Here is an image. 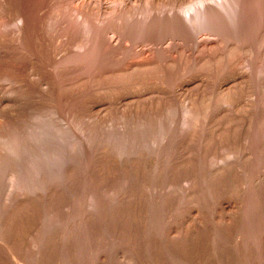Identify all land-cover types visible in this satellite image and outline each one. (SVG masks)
Segmentation results:
<instances>
[{
    "label": "rangeland",
    "instance_id": "374dc122",
    "mask_svg": "<svg viewBox=\"0 0 264 264\" xmlns=\"http://www.w3.org/2000/svg\"><path fill=\"white\" fill-rule=\"evenodd\" d=\"M0 264H264V0H0Z\"/></svg>",
    "mask_w": 264,
    "mask_h": 264
},
{
    "label": "bare ground",
    "instance_id": "6f19581e",
    "mask_svg": "<svg viewBox=\"0 0 264 264\" xmlns=\"http://www.w3.org/2000/svg\"><path fill=\"white\" fill-rule=\"evenodd\" d=\"M205 1H206V0H205ZM207 1H208V0H207ZM198 2H199V1H198ZM200 2H201V1H200ZM202 2H203V1H202ZM171 3H172V2H171ZM177 3H178V2H177ZM192 3H193V2H192ZM204 3H205V2H204ZM205 4H206V3H205ZM226 4H227V3H226ZM187 5H188V4H187ZM187 5H186V6H187ZM191 5H192V4H191ZM193 5H194V3H193ZM199 5H200V4H199ZM177 6H178V5H177ZM179 6H180V3H179ZM182 6H183V5H182ZM200 6H201V5H200ZM205 6H206V5H205ZM188 7H190V6H188ZM206 7H207V6H206ZM206 7L204 8V11L207 10ZM78 8H79V7H78ZM190 8H191V7H190ZM194 8H195V6H194ZM201 8H202V7H201ZM76 9H77V8H76ZM79 9H80V8H79ZM210 9H211V8H210ZM210 9H208V10H210ZM77 10H78V9H77ZM170 10H171V9H170ZM187 10H188V9H187ZM194 10H195V9H194ZM194 10H193V12H194ZM197 10H198V9H197ZM200 10H201V9H200ZM208 10L206 11V15H207L206 18H207V21H205V22H208L209 25H210L212 22H211V20H210V21L208 20V15H209ZM81 11H82V10H81ZM81 11H80V12H81ZM153 11H154V12L151 11V15H150V17H149V20L147 21V24H148V26H150V27H151V25H152V26L154 25L153 22L156 23V21H155V20H156V19H155L156 17H155V15H153V14H155V9H153ZM169 12H170V11H169ZM189 12H190V11H189ZM84 13H85V12L83 11L82 14H84ZM184 13H185V12H184ZM190 13H191V12H190ZM195 13H196V12H195ZM198 13H199V12H198ZM204 13H205V12H204ZM174 14H175V13H174ZM186 14H188V13H186ZM186 14H185V15H186ZM200 14H201V13H200ZM202 14H203V13H202ZM212 14H213V13H212ZM212 14H211V15H212ZM203 15H204V14H203ZM203 15H202V16H203ZM238 15H239V14H238ZM186 16H187V15H186ZM188 16H189V15H188ZM199 16H201V15H199ZM209 16H210V15H209ZM182 17H183V16H182ZM204 17H205V16H204ZM237 17H238V16L236 15V18H235L236 20H234V21H236V23H237V25H238V23L240 22L239 19H242V15H240L241 18H240V17L237 18ZM199 18H200V17H199ZM183 19H184V18H183ZM188 19H190V17H189ZM209 19H210V17H209ZM186 20H187V19H186ZM204 20H205V19H204ZM204 20H203V21H204ZM191 21H192V20H191ZM188 22H189V21H188ZM195 22H196V21H195ZM197 22H198V21H197ZM198 24H199V23H198ZM201 24H202V23H201ZM205 24H206V23H205ZM209 25L207 24V26H206V28H205V30H204V34H203V35H205V34H206V35L202 37V41H204V40H208V39L210 40V37H211L212 34L218 35L217 30L214 29V28H210ZM112 31H113V30H112ZM115 31H116V30H115ZM202 32H203V31H202ZM216 39H217V38H216ZM200 41H201V40H200ZM210 41H211V40H210ZM205 42H206V41H205ZM201 45H202V44H201ZM231 45H232V44H231ZM233 45H234V44H233ZM235 46H236V45H235ZM241 46H242V45H241ZM232 48H235V47H232ZM236 49H237V50H239V49L241 50L240 46H239V47L237 46V47L235 48V50H236ZM233 50H234V49H233ZM226 56H227V55H226ZM222 57H223V56H222ZM141 61H142V60H141ZM142 62H144V61H142ZM137 63H138V61H137ZM146 63H147V62H145V64H142V63H139V64H142V66H144V65H146ZM134 64L136 65V63H134ZM133 66H134V65H133ZM140 66H141V65H140ZM142 66H141V67H142ZM131 69H133V68L131 67ZM165 81H166V79H165Z\"/></svg>",
    "mask_w": 264,
    "mask_h": 264
}]
</instances>
